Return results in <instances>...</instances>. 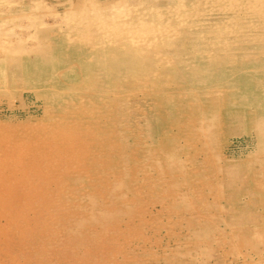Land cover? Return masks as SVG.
I'll return each mask as SVG.
<instances>
[{"label":"rangeland","instance_id":"rangeland-1","mask_svg":"<svg viewBox=\"0 0 264 264\" xmlns=\"http://www.w3.org/2000/svg\"><path fill=\"white\" fill-rule=\"evenodd\" d=\"M263 6L0 0V264H264Z\"/></svg>","mask_w":264,"mask_h":264},{"label":"bare ground","instance_id":"bare-ground-1","mask_svg":"<svg viewBox=\"0 0 264 264\" xmlns=\"http://www.w3.org/2000/svg\"><path fill=\"white\" fill-rule=\"evenodd\" d=\"M253 1H254V0H253ZM90 4H91V3H90ZM251 6H252V5H251ZM263 7H264V6H263ZM44 8H45V7H44ZM249 8H250V7H249ZM42 10H43V9H42ZM45 10H47V9H45ZM69 10H70V9H69ZM51 13H52V12H51ZM51 13H50V14H51ZM53 13H54V12H53ZM55 13H56V12H55ZM48 15H49V14H48ZM52 15H54V14H52ZM52 15H51V16H52ZM54 16H55V15H54ZM52 17H53V16H52ZM102 19H103V17H102ZM177 50H178V49H177ZM246 85H247V84H246ZM246 88H247V87H246ZM8 142H9V141H8ZM16 145H17V144H16ZM8 146H9V145H8ZM5 147H6V146H5ZM15 147H16V146H15ZM24 149H25V148H24Z\"/></svg>","mask_w":264,"mask_h":264}]
</instances>
